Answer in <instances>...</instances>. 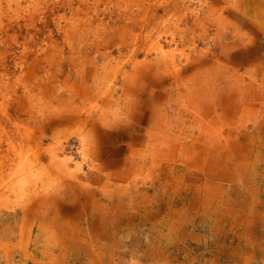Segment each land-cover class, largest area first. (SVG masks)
<instances>
[{"label":"rangeland","instance_id":"obj_1","mask_svg":"<svg viewBox=\"0 0 264 264\" xmlns=\"http://www.w3.org/2000/svg\"><path fill=\"white\" fill-rule=\"evenodd\" d=\"M263 11L0 0V250L22 234L37 264H264Z\"/></svg>","mask_w":264,"mask_h":264},{"label":"bare ground","instance_id":"obj_2","mask_svg":"<svg viewBox=\"0 0 264 264\" xmlns=\"http://www.w3.org/2000/svg\"><path fill=\"white\" fill-rule=\"evenodd\" d=\"M216 4V3H215ZM145 12V11H144ZM153 12V11H152ZM264 12V11H263ZM177 15V14H176ZM198 20V19H197ZM156 22V21H155ZM195 22V21H194ZM162 24V23H161ZM253 27V26H252ZM225 33V32H224ZM221 38V37H220ZM243 38V37H242ZM132 40V39H131ZM134 42V41H133ZM216 45V44H215ZM195 49V48H194ZM136 56V55H135ZM226 65V64H225ZM258 65V64H257ZM203 66V65H202ZM161 67V66H160ZM264 67V66H263ZM255 73V72H254ZM218 76V75H217ZM238 76V75H237ZM241 76V75H240ZM223 77V76H222ZM224 80V79H223ZM243 82V81H242ZM257 82V81H256ZM261 82H263V81H261ZM177 84V83H176ZM188 84V83H187ZM235 87V86H234ZM254 87H256V86H254ZM259 88V87H258ZM254 89H256V88H254ZM257 90V89H256ZM254 91V90H253ZM260 91V90H259ZM156 92V91H155ZM198 92V91H197ZM250 92V91H249ZM191 93V92H190ZM201 94V93H200ZM209 95V94H208ZM207 97V96H206ZM250 97H252V96H250ZM201 98V97H200ZM136 99V98H135ZM164 99V98H163ZM213 99V98H212ZM240 102V101H239ZM238 102V103H239ZM112 104V103H111ZM241 104V103H240ZM252 104V103H251ZM227 106H229V105H227ZM207 107V106H206ZM243 107V109H244V111L245 112H243V113H241L242 114V117H244L245 116V113H246V111L248 110V109H251V107L249 106V104L248 105H245V106H242ZM255 107H256V105H255ZM99 108V107H98ZM133 108V107H132ZM259 109V108H258ZM262 109V108H261ZM232 110V109H231ZM110 111V110H109ZM201 111V110H200ZM204 111V110H203ZM226 111V110H225ZM253 111V110H252ZM256 112V111H255ZM262 112V111H261ZM181 113V112H180ZM216 113V112H215ZM198 114V113H197ZM257 114H258V112H257ZM119 115V114H118ZM187 115V114H186ZM115 116V115H114ZM230 116V115H229ZM241 116V115H240ZM105 117V116H104ZM215 117H217V116H215ZM118 118V117H117ZM233 118V117H232ZM116 119V118H115ZM214 119V118H213ZM220 119H222V118H220ZM206 120V119H205ZM230 120V119H229ZM182 121V120H181ZM225 121V120H224ZM119 122V121H118ZM208 122V121H207ZM86 123V122H85ZM158 123V122H157ZM264 124V123H263ZM157 125V124H156ZM195 125V124H194ZM216 125V124H215ZM200 127V126H199ZM194 130V129H193ZM199 130V129H198ZM232 130V129H231ZM255 130V129H254ZM80 131V130H79ZM159 131V130H158ZM174 131V130H173ZM239 131V130H238ZM240 132V131H239ZM254 132V131H253ZM263 132V131H262ZM155 134V133H154ZM162 134V133H161ZM197 134H198V132H197ZM262 134V133H261ZM185 135V134H184ZM259 135V134H258ZM173 137V136H172ZM191 137V136H190ZM195 137V136H194ZM221 137H223V135L221 134ZM227 137H232V135H228ZM251 137V136H250ZM4 138V137H3ZM92 138V137H91ZM254 138V137H253ZM259 139H261V137H258ZM264 138V137H263ZM169 139V138H168ZM173 139V138H172ZM193 139V138H192ZM158 140V139H157ZM165 140V139H164ZM180 140V139H179ZM200 140V139H199ZM252 141V140H251ZM185 142H187V140L185 141ZM192 142V141H191ZM257 142V141H256ZM255 142V143H256ZM158 143H160V145L161 144H164L165 143V141H162V142H158ZM174 143V142H173ZM155 144V143H154ZM258 144V143H257ZM178 145V144H177ZM148 146V145H147ZM153 146V145H152ZM190 146V145H189ZM202 146H203V144H202ZM251 146H253V145H251ZM260 146V145H259ZM258 146V147H259ZM262 147V146H261ZM128 148V147H127ZM154 148V147H153ZM156 148V147H155ZM145 149V148H144ZM185 150H191V148L189 147V148H186ZM208 149H206L205 148V151H207ZM217 150V149H216ZM264 150V149H263ZM151 151V150H150ZM201 152V151H200ZM208 152V151H207ZM134 153V152H133ZM150 154V153H149ZM183 154V153H182ZM198 154V153H197ZM196 154V155H197ZM225 155V154H224ZM223 155V156H224ZM137 156V155H136ZM157 156V155H156ZM6 158V157H5ZM154 158V157H153ZM194 158V157H193ZM126 159V158H125ZM185 159V158H184ZM133 160V159H132ZM158 161V160H157ZM163 161H165V160H163ZM215 161V160H214ZM125 162V161H124ZM128 162V161H127ZM141 163V162H140ZM176 163V162H175ZM203 163V162H202ZM128 164V163H127ZM177 165V164H176ZM150 166V165H149ZM131 167V166H130ZM136 167V166H135ZM183 167V166H182ZM74 168V167H73ZM102 168V167H101ZM185 168V167H184ZM15 169V168H14ZM201 169V168H200ZM206 169V168H205ZM126 170V169H125ZM180 170H182V169H180ZM179 170V171H180ZM191 170V169H190ZM204 170V169H203ZM202 170V171H203ZM110 171V170H109ZM121 171V170H120ZM124 171V170H123ZM119 172V171H118ZM122 172V171H121ZM177 172V171H176ZM100 173V172H99ZM155 173V172H154ZM59 174V173H58ZM120 174V173H119ZM125 175V174H124ZM126 176V175H125ZM185 176V175H184ZM131 177V176H130ZM168 177V176H167ZM107 178V177H106ZM63 179V178H62ZM74 179V178H73ZM86 179V178H85ZM170 179H172V178H170ZM81 180V179H80ZM122 180V179H121ZM176 180V179H175ZM96 182V181H95ZM108 182V181H107ZM173 182V181H172ZM84 183V182H83ZM104 183V182H103ZM110 183V182H109ZM113 183V182H112ZM164 183V182H163ZM167 183V182H166ZM165 183V184H166ZM46 184V183H45ZM205 184V183H204ZM86 185V184H85ZM146 185V184H145ZM157 185V184H156ZM223 185V184H222ZM42 186V185H41ZM92 186V185H91ZM115 186V185H114ZM120 186V185H119ZM161 186V185H160ZM182 186V185H181ZM34 187V186H33ZM35 187H36V185H35ZM168 187V186H167ZM172 187V186H171ZM178 187H180V186H178ZM197 187V186H196ZM132 188V187H131ZM151 188V187H150ZM154 188V187H153ZM36 189V188H35ZM47 189V188H46ZM45 189V190H46ZM152 189V188H151ZM155 189V188H154ZM195 189H197V188H195ZM44 190V191H45ZM49 190V189H48ZM47 190V191H48ZM67 191V190H66ZM82 191V190H81ZM84 191V190H83ZM32 192V191H31ZM86 192V191H85ZM195 192V191H194ZM200 192V191H199ZM28 193V192H27ZM41 193H43V192H41ZM45 193V192H44ZM43 193V194H44ZM77 193V192H76ZM80 193V192H79ZM136 193H137V191H136ZM149 193V192H148ZM29 194H30V191H29ZM42 194V195H43ZM205 194H206V192H205ZM31 195V194H30ZM38 195V194H37ZM56 195V194H55ZM74 195V194H73ZM82 195V194H81ZM45 196H47V195H45ZM99 196V195H98ZM132 196H133V194H132ZM137 196V195H136ZM141 196V195H140ZM25 197V196H24ZM216 197H218V196H216ZM215 197V198H216ZM105 198V197H104ZM153 198H154V196H153ZM156 198V197H155ZM35 199V198H34ZM38 199V198H37ZM57 199V198H56ZM80 199V198H79ZM93 199V198H92ZM24 200V199H23ZM60 200V199H59ZM24 201H26V200H24ZM43 201L44 202H46L47 200H46V198L44 199L43 198ZM66 201V200H65ZM17 202V201H16ZM40 202V201H39ZM41 202H42V200H41ZM44 202H42V203H44ZM55 202V201H54ZM98 202V201H97ZM33 203V202H32ZM42 203H40V204H42ZM52 203V202H51ZM74 203V202H73ZM131 203V202H130ZM129 203V204H130ZM141 203V202H140ZM216 203V202H215ZM223 203V202H222ZM144 204H146V203H144ZM153 204V203H152ZM209 204V203H208ZM51 205V204H50ZM147 205V204H146ZM194 205V204H193ZM197 205V204H196ZM207 205V204H206ZM98 206V205H97ZM108 206V205H107ZM14 207H16L15 205H14ZM95 207V206H94ZM99 207V206H98ZM134 207V206H133ZM138 207V206H137ZM208 207V206H207ZM212 207V206H211ZM9 208V207H8ZM39 208V207H38ZM190 208V207H189ZM18 209V208H17ZM99 209V208H98ZM139 209H140V207H139ZM152 209V208H151ZM8 210V209H7ZM13 210H14V208H13ZM19 210V209H18ZM29 210V209H28ZM135 210H136V208H135ZM190 210V209H189ZM215 210V209H214ZM228 210V212H232L233 210H231L230 208H228L227 209ZM14 211H16V210H14ZM111 211V210H110ZM259 211V210H258ZM18 212V211H17ZM23 212V211H22ZM35 212V211H34ZM89 212V211H88ZM132 212V211H131ZM176 212V211H175ZM6 213V212H5ZM19 213V212H18ZM36 214H41V215H43V216H46V217H49V211H43V212H40V211H36L35 212ZM84 213V212H83ZM126 213V212H125ZM88 214V213H87ZM101 214V213H100ZM133 214V213H132ZM248 214V213H247ZM246 213H244V217H246L245 219H243V218H235L236 219V223H238L239 224V221L240 222H242V223H246V222H248L249 221V216L247 215ZM23 215V214H22ZM21 215V216H22ZM177 215V214H176ZM258 215H260V212H257L256 213V215L254 214V220L255 219H259V217H258ZM196 216V215H195ZM199 216V215H198ZM15 217V216H14ZM41 217V216H40ZM45 217V218H46ZM66 217V216H65ZM87 217V216H86ZM62 218V217H61ZM69 218H73V217H69ZM131 218V217H130ZM195 218V217H194ZM74 219V218H73ZM82 219V218H81ZM171 219V218H170ZM4 220V219H3ZM15 220V219H14ZM21 220L22 221H24V223L22 224V226L24 225V224H26V223H31L32 221H31V218L29 217V216H27V215H23L22 216V218H21ZM43 220V219H42ZM46 220V219H45ZM227 220V219H226ZM253 220V219H252ZM254 220H253V222H254ZM19 221H20V219H19ZM80 221V220H79ZM79 221H78V223H79ZM38 222V221H37ZM252 222V223H253ZM256 222V226H259V225H261L259 222H258V220H256L255 221ZM45 223V222H44ZM60 223V222H59ZM227 224V223H226ZM3 225V224H2ZM21 225V224H20ZM39 225H41L42 226V223L41 224H39ZM98 225V224H97ZM96 225V226H97ZM101 225V224H100ZM26 226H28L27 224H26ZM93 226V225H92ZM95 226V227H96ZM15 227H17V226H15ZM101 227V226H100ZM5 228V227H4ZM31 228V227H30ZM40 228V227H39ZM43 228V227H42ZM35 229V228H34ZM50 229V228H49ZM48 229V230H49ZM96 229V228H95ZM94 229V230H95ZM104 229V228H103ZM12 230V229H11ZM22 230V229H21ZM33 230V229H32ZM36 230V229H35ZM66 230V229H65ZM84 230V229H83ZM96 230H98V228L96 229ZM119 230V229H118ZM117 230V231H118ZM181 230V229H180ZM14 231V230H13ZM40 231V230H39ZM86 231V230H85ZM116 231V232H117ZM24 232V231H23ZM66 232V231H65ZM90 232V231H89ZM24 233H26V232H24ZM40 233V232H39ZM44 233V232H43ZM255 233H257V231H255ZM46 234V233H45ZM93 234V233H92ZM127 234H128V232H127ZM159 234V233H158ZM35 235V234H34ZM84 234H82V236H83ZM43 236V235H42ZM47 236V235H46ZM106 236V235H105ZM134 236V235H133ZM31 237V236H30ZM86 237V236H85ZM40 238V237H39ZM99 238V237H98ZM97 238V239H98ZM27 239V240H26ZM92 239H94V238H92ZM5 240V239H4ZM32 240H33V238H32ZM46 240H48L47 238H46ZM62 240V239H61ZM6 241V240H5ZM9 241V240H8ZM8 241H6V242H8ZM16 241V242H15ZM34 241V240H33ZM51 241V240H50ZM107 241V240H106ZM15 242V243H14ZM14 242H11V244H12V246H14V248H16L17 249V252L16 253H11V251L6 247L4 250H0V262L1 263H6V264H20V262L21 261H24V263H21V264H37V263H35V260H36V256L35 255H33V252L32 251H29V249L28 248H30V243L32 242H30V240L27 238V237H25V236H23L22 234H21V236L20 237H18V238H16V239H14ZM116 242V241H115ZM34 243V242H33ZM113 243V242H112ZM9 244V243H8ZM70 244V243H69ZM48 245V244H47ZM101 245V244H100ZM111 245V244H110ZM4 246H8L7 244H5ZM37 246V245H36ZM49 246V245H48ZM44 247V246H43ZM90 247V246H89ZM253 247V246H252ZM46 248V247H45ZM58 248V247H57ZM115 247H113V249H114ZM19 249V250H18ZM35 249V248H34ZM49 249V248H48ZM48 249H42V250H40V253L42 254V255H44L45 256V253H48ZM50 249H52V248H50ZM261 249H262V251L264 250L263 249V247H261ZM38 250H39V248H38ZM102 250V249H101ZM231 250V249H230ZM253 250H254V248H253ZM16 251V250H15ZM34 251V250H33ZM37 251V250H36ZM57 251V250H56ZM103 251V250H102ZM134 251V250H133ZM51 252V251H50ZM85 252V251H84ZM126 253V252H125ZM124 253V254H125ZM36 254V253H35ZM107 254V253H106ZM111 254V253H110ZM50 255V254H49ZM256 256H259V254L258 253H256L255 254ZM48 256V255H47ZM111 256V255H110ZM50 257V256H49ZM74 257V256H73ZM123 257V256H122ZM51 259L53 258V257H50ZM49 258V259H50ZM68 258V257H67ZM79 258V257H78ZM121 258V257H120ZM18 259V261L16 262V260ZM48 259V260H49ZM73 259V258H72ZM93 259V258H92ZM110 261V260H109ZM255 260H253V262H254ZM106 263H107V260L105 261ZM72 263V262H71ZM81 263V262H80ZM109 263V262H108ZM111 263V262H110ZM47 264V263H46ZM143 264V263H142ZM184 264V263H183ZM186 264V263H185ZM216 264V263H215ZM218 264H220V263H218Z\"/></svg>","mask_w":264,"mask_h":264},{"label":"crops","instance_id":"obj_3","mask_svg":"<svg viewBox=\"0 0 264 264\" xmlns=\"http://www.w3.org/2000/svg\"><path fill=\"white\" fill-rule=\"evenodd\" d=\"M199 248H201V246L197 245ZM192 249L189 248V250L187 251L188 253L191 252ZM204 250V249H203ZM205 264V263H204ZM210 264V263H209Z\"/></svg>","mask_w":264,"mask_h":264}]
</instances>
